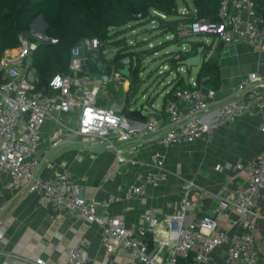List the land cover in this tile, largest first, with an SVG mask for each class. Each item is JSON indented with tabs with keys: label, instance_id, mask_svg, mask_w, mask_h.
Segmentation results:
<instances>
[{
	"label": "built area",
	"instance_id": "obj_1",
	"mask_svg": "<svg viewBox=\"0 0 264 264\" xmlns=\"http://www.w3.org/2000/svg\"><path fill=\"white\" fill-rule=\"evenodd\" d=\"M218 1V20L200 18L181 23L164 34L165 39L177 43L181 52L188 51L192 38L205 36L214 37L225 45L240 39L264 48V25L254 10L253 0ZM187 13L184 7L180 14ZM152 15L164 22L170 21L159 12L153 11ZM148 20L160 24L154 18ZM36 22L29 30L18 34V47L6 50L0 60L1 78L8 80L0 84V174L9 177L11 187L36 194L37 203L43 209L73 214L77 219L95 224L100 230L101 244L106 253L120 255L132 264H179L180 259L185 264H208L212 252L220 247H225L228 259L234 264H256V222L261 218L260 207H264V151L246 162L245 179L236 186L230 198H222L219 202L218 210L225 214L228 225L237 230L234 233L218 229L217 223L209 217L194 224L188 223L196 207L191 191L198 188L191 179H185L181 184L179 207L175 213L160 220L156 207L144 206L142 226L131 229L118 216L99 213L103 204L85 198L83 186L69 170L54 169L50 162L39 159L37 150L45 120L58 125L48 138L51 149L69 144L72 140L64 138V134L69 132L74 137L88 139L92 145L111 148L120 166L126 161L133 163V160L124 157L113 141L126 142L155 134L158 122L154 113L148 114L145 122L139 124L128 119L121 104H98L105 87L120 79L129 80L118 72L114 64L106 70L100 59V50L105 43L99 38L79 39L71 47L68 72L50 78L48 93L36 89L31 53L38 44L57 43L56 39L44 34L43 28H36ZM126 43L132 47L130 50L139 51L135 49L136 39ZM142 57L140 54L139 60ZM137 62L135 56L121 60L123 66L130 64L132 68L137 67ZM88 64L96 67V74L83 70ZM178 70L184 71V67ZM237 91L241 97L213 109L214 117L205 123L213 92L206 93L196 84L178 88L173 93L174 99L167 100L164 105L168 130L160 137L159 143L164 147L193 143L203 134L209 135L223 126L234 124L248 111L264 110V78L257 73L243 79ZM180 102L189 106L187 113L179 111L177 104ZM74 109L77 110L75 127L62 123L56 116ZM40 168L50 171L46 177L38 175ZM154 168L155 172H148L137 184L130 186L122 199L143 200L148 188L157 187L165 177L161 158ZM119 200L121 196L110 194L106 204ZM158 225H162V230L156 231ZM150 232L153 233L151 250L145 240ZM65 259L67 264H85L88 256L84 244L68 247ZM33 264L46 263L37 259Z\"/></svg>",
	"mask_w": 264,
	"mask_h": 264
},
{
	"label": "crops",
	"instance_id": "obj_2",
	"mask_svg": "<svg viewBox=\"0 0 264 264\" xmlns=\"http://www.w3.org/2000/svg\"><path fill=\"white\" fill-rule=\"evenodd\" d=\"M242 17L245 18V14ZM38 20L44 27L42 20ZM189 42L203 43L200 63L190 70L181 66L185 75L175 70L161 94L160 103L149 96L145 100L146 105H142L139 111L134 109L132 102L137 89L130 90V79H120L101 92V101L104 100L105 105L116 102L124 106L126 101L130 112H139L127 116L132 122L143 124L148 114L156 115L158 131L155 134L126 142L113 141L123 156L132 159L133 163L126 161L120 166L111 148L92 145L88 139L74 137L69 132L64 134L66 140H72L69 144L51 149L48 138L58 127L52 120H45L42 125L37 156L50 162L54 169L69 170L83 186L85 198L103 204L99 213L116 215L131 229L142 226L144 206L156 207L160 220L175 213L179 207L181 184L183 180L191 179L198 188L191 191L196 207L188 223L194 224L209 217L217 223L218 229L234 233L237 230L228 225L225 214L218 210L219 202L222 198H230L236 186L245 179L246 162L264 151V110L248 111L234 124L223 126L209 135L203 134L193 143L164 147L159 143L160 137L168 130L163 98L180 79L189 85L196 84L206 93L212 91L209 98L211 107L204 119L209 123L214 117L213 109L241 97L237 87L249 74L257 73L264 78V48L240 39L225 45L211 36L195 37ZM208 60L214 61L218 67L219 86L216 88L208 76L198 78L201 63ZM177 105L181 113L188 112L187 104L180 102ZM56 116L62 123L76 126V109ZM159 158L164 165V180L157 187L148 188L143 200L122 199L130 186L137 184L148 172L156 171L154 165ZM49 172L40 168L38 175L44 178ZM110 194L121 196V200L106 204ZM0 208V264H33L37 259L44 260L46 264H67L66 249L79 243L84 244L88 256L85 264H132L120 255L106 253L101 244L100 230L95 224L77 219L73 214L41 208L36 194L13 189L6 174H0ZM259 212L261 218L256 222L255 232L256 264H264V207L261 206ZM160 230L162 225L156 228V231ZM208 264L234 263L228 259L225 247H220L212 252Z\"/></svg>",
	"mask_w": 264,
	"mask_h": 264
},
{
	"label": "trees",
	"instance_id": "obj_3",
	"mask_svg": "<svg viewBox=\"0 0 264 264\" xmlns=\"http://www.w3.org/2000/svg\"><path fill=\"white\" fill-rule=\"evenodd\" d=\"M186 15L178 14L177 0H0V60L8 49L18 47L17 37L20 32L29 28L40 17L44 23L43 32L46 36L56 39L55 44H38L31 53V67L35 71V87L48 93L47 85L52 76L68 72L70 50L81 38H99L105 45L100 50V59L109 70L116 65L118 72L124 69L121 60L125 57H136L137 67L130 68V90H136L140 73L139 55L142 51H132L125 40L119 37V32L132 22L156 19L163 26V35L173 31L177 25L188 23L194 19L218 20V0H191V5L185 0ZM254 10L262 19L264 25V0H253ZM156 11L168 18H174L168 23L159 17L153 16ZM107 46L117 47L112 57L107 56ZM203 47L202 42H189L188 52H175L167 58L171 69L181 67L180 63L196 55L198 48ZM136 49V47H135ZM150 50L144 53L156 52ZM144 55V54H143ZM120 73V72H119ZM124 76L122 73H120ZM198 78L208 76L214 87L219 86L218 67L214 61L208 60L200 65ZM126 78V77H125ZM182 79L178 80L172 89L164 96L173 100V93L178 88H189ZM104 101V100H102ZM99 101L98 104L106 103ZM123 112L129 115L128 105L125 101ZM145 240L148 248H153L152 235L146 234ZM179 264H185L179 260Z\"/></svg>",
	"mask_w": 264,
	"mask_h": 264
},
{
	"label": "rangeland",
	"instance_id": "obj_4",
	"mask_svg": "<svg viewBox=\"0 0 264 264\" xmlns=\"http://www.w3.org/2000/svg\"><path fill=\"white\" fill-rule=\"evenodd\" d=\"M185 1L191 5V0ZM177 3L178 14H180L179 12L182 11L185 3L183 0H177ZM42 26L43 24L37 21L35 27L41 29ZM119 37L126 42L136 39V50L142 51L144 54L140 60L137 94L134 95L132 106L139 111L142 105H146L145 100L149 96L154 97L157 103H160L162 101L161 94L167 88V83L173 78V74H175V69H171L166 60L171 54L180 51L178 44L166 40L165 35H163V25L157 24V22L152 23L150 20L132 22L120 30ZM156 47V52L144 53L154 50ZM117 49L115 46H107V56L112 57ZM164 66L168 68H163ZM181 72L183 75L186 74L183 71ZM162 74H164L163 80ZM146 110H148L147 107Z\"/></svg>",
	"mask_w": 264,
	"mask_h": 264
},
{
	"label": "water",
	"instance_id": "obj_5",
	"mask_svg": "<svg viewBox=\"0 0 264 264\" xmlns=\"http://www.w3.org/2000/svg\"><path fill=\"white\" fill-rule=\"evenodd\" d=\"M39 19H41V18L39 17ZM203 49H204L203 47L198 48L196 55L187 58L186 60L181 62L180 65L186 67L189 70L191 67L197 66L200 63V60H201L200 58H201V54L203 52ZM130 68H131V65L128 64L127 66L124 67V69L120 70L119 72L122 73L124 75V77L127 78L130 75ZM86 69H88L90 71V73H92V74L97 73L96 67L92 64H88L87 68L83 67V70H86ZM7 82H8L7 79L2 80L1 72H0V84H4ZM42 92L45 93L44 88L42 89ZM136 113H139V112H129V116H134ZM93 147H100V146H93Z\"/></svg>",
	"mask_w": 264,
	"mask_h": 264
}]
</instances>
